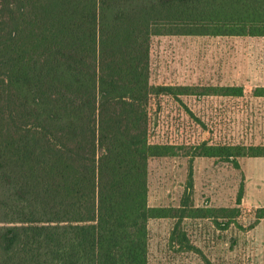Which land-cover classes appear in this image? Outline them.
I'll use <instances>...</instances> for the list:
<instances>
[{
	"label": "trees",
	"instance_id": "obj_1",
	"mask_svg": "<svg viewBox=\"0 0 264 264\" xmlns=\"http://www.w3.org/2000/svg\"><path fill=\"white\" fill-rule=\"evenodd\" d=\"M159 35L264 37V0H0V264H148V222L171 210L147 202L148 161L168 148L149 141L148 105L193 94L150 84ZM201 149L235 169L264 157Z\"/></svg>",
	"mask_w": 264,
	"mask_h": 264
},
{
	"label": "rangeland",
	"instance_id": "obj_2",
	"mask_svg": "<svg viewBox=\"0 0 264 264\" xmlns=\"http://www.w3.org/2000/svg\"><path fill=\"white\" fill-rule=\"evenodd\" d=\"M149 63L150 84L193 94L159 95L148 105L149 141L168 148L148 161L147 202L171 209L148 222V264H264V219L256 220L245 186L254 159H238L235 169L197 156L203 143L264 147V98L253 96L264 87V37L154 36ZM222 86H241L244 95L201 94Z\"/></svg>",
	"mask_w": 264,
	"mask_h": 264
},
{
	"label": "crops",
	"instance_id": "obj_3",
	"mask_svg": "<svg viewBox=\"0 0 264 264\" xmlns=\"http://www.w3.org/2000/svg\"><path fill=\"white\" fill-rule=\"evenodd\" d=\"M252 159L254 163L246 171L245 176L246 195L249 198L250 207L264 208V157Z\"/></svg>",
	"mask_w": 264,
	"mask_h": 264
}]
</instances>
